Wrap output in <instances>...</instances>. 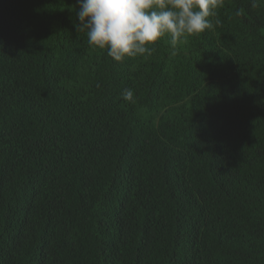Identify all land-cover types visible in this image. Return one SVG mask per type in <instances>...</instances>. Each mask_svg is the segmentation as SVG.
Segmentation results:
<instances>
[{
	"label": "trees",
	"instance_id": "trees-1",
	"mask_svg": "<svg viewBox=\"0 0 264 264\" xmlns=\"http://www.w3.org/2000/svg\"><path fill=\"white\" fill-rule=\"evenodd\" d=\"M217 11L116 62L0 0V264H264V0Z\"/></svg>",
	"mask_w": 264,
	"mask_h": 264
},
{
	"label": "clouds",
	"instance_id": "clouds-1",
	"mask_svg": "<svg viewBox=\"0 0 264 264\" xmlns=\"http://www.w3.org/2000/svg\"><path fill=\"white\" fill-rule=\"evenodd\" d=\"M76 25L90 47L106 51L116 62L151 56L158 42L176 54L188 37L219 26L223 0H76ZM238 14V13H237ZM134 102L133 89L121 93Z\"/></svg>",
	"mask_w": 264,
	"mask_h": 264
}]
</instances>
